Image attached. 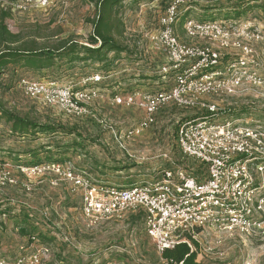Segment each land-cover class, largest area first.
<instances>
[{"label": "rangeland", "instance_id": "374dc122", "mask_svg": "<svg viewBox=\"0 0 264 264\" xmlns=\"http://www.w3.org/2000/svg\"><path fill=\"white\" fill-rule=\"evenodd\" d=\"M13 1L0 0V11L8 12L5 23L23 41L35 39L38 46H43L69 37L80 44H87L92 33L90 22L95 16L94 7L87 1L50 0L46 8L33 7L26 13L11 12ZM197 1L196 9L186 13L188 18L248 22L250 32L263 37V41L251 40L249 43L251 53L247 55V62L249 68L264 80V0H241L249 5L237 6V0ZM159 3L160 0H128L117 10V16L123 21V31L117 39L126 48L124 53H107L102 61L91 59L62 65L61 68L55 66L40 73L23 70L18 72L9 89L5 86L9 73L0 78V102L5 109L41 124L50 122L74 130V134L22 136L12 133L10 124L0 119V165L5 164L0 166V172L8 171L17 182L13 186H0V209L8 207L16 211L9 214L5 224L0 222L3 227L0 258L5 262H11L19 255H29L33 250H26L25 239L36 234L39 242L49 247L48 264H162L139 218L112 219L89 225L81 217L80 197L70 194L62 182L55 187L49 184L54 173L43 171L37 177L26 179L16 169L18 164L32 165L36 160L44 162L56 156L58 160H69L66 162H71L74 168L85 171L96 181L127 188L159 178L163 169L188 163L178 152L175 131L181 121L191 120L199 114L197 108L183 109L169 103L158 110L155 123L140 137L125 140V130L137 124L143 114L135 107L126 108L110 101L112 94H152L162 88L158 70L165 64V56L147 39L149 33L156 30L161 10ZM233 8H236L235 12ZM185 11L183 9L180 15ZM242 11L244 14L239 19L231 18ZM181 17L174 25L181 41L196 46L219 47L211 41L185 35ZM220 53L225 62L238 58L226 55L227 50H220ZM92 74L108 78L98 84L101 95L91 104L89 113L80 117L67 116L34 102L22 94L17 82L20 77L76 82L80 77ZM197 101L218 104L241 124L258 125L264 129V85L247 86L231 96H203ZM24 182L29 184L31 191L24 190ZM23 200L35 208L31 219L24 218L29 212L23 206ZM41 210L46 212V216L39 218L36 215ZM31 220L42 225V230L33 228ZM22 228L28 233L25 239L20 231ZM60 232L69 236L71 245L58 246L53 241L51 234ZM20 238L23 240L22 250L15 247L21 243ZM197 243L196 261L199 264H264V223L250 236L203 231Z\"/></svg>", "mask_w": 264, "mask_h": 264}, {"label": "built area", "instance_id": "2783aa9c", "mask_svg": "<svg viewBox=\"0 0 264 264\" xmlns=\"http://www.w3.org/2000/svg\"><path fill=\"white\" fill-rule=\"evenodd\" d=\"M192 1L168 0L161 6L156 30L147 36L152 47L165 56V64L158 70L162 88L152 94L116 93L110 97L112 104L135 107L143 114L137 124L125 130V140L140 137L155 123L158 110L169 103L183 109L197 108L199 114L181 121L175 131V143L186 165L163 169L159 178L127 188L96 181L71 162L16 165L26 179L43 171L54 173L49 184L55 187L62 182L70 194L80 197L81 216L89 225L121 219L129 213L141 214L145 235L159 256L180 244L193 251L192 240L198 242L203 231L250 236L264 223V129L241 124L218 104L197 101L208 95L231 96L247 86L262 87L264 80L249 68L247 55L251 53V40L263 41V37L251 33L248 22L188 18L182 23L185 35L219 47L181 41L174 25ZM50 3L14 0L9 10L26 13ZM220 50L238 58L225 62ZM106 78L92 74L76 82L60 83L50 78L20 77L18 86L34 102L80 117L88 114L91 104L99 99L101 90L97 86ZM16 183L8 171L0 172V186ZM22 186L26 192L31 191L27 182ZM1 217L7 218L8 214L2 213ZM46 253L43 248L11 262L0 258V264H43Z\"/></svg>", "mask_w": 264, "mask_h": 264}, {"label": "trees", "instance_id": "16d2710c", "mask_svg": "<svg viewBox=\"0 0 264 264\" xmlns=\"http://www.w3.org/2000/svg\"><path fill=\"white\" fill-rule=\"evenodd\" d=\"M85 1L90 3L95 11V16L90 22L92 24V33L88 36L86 45L80 44L69 37L59 39L53 43H44L43 46H38L35 39L23 41L21 36L12 33L5 23L8 12L0 11V78L9 73V80L5 84L7 89L13 86V83L17 79L18 72L23 70L40 73L44 70H50L55 66L61 68L62 65H73V63L86 62L91 59L102 61L107 53L121 54L127 51L117 39L123 31V21L117 16V10L122 7L124 1L128 0ZM132 1L137 2L139 0ZM167 1L168 0H160L159 4L162 6ZM197 2V0H193L192 3L189 4V9L185 11V14L179 15V17L182 16L181 23L188 19V14L186 13H189L191 9H196ZM246 2L237 0L235 6L240 4L249 5ZM233 9L235 12L236 8ZM243 14L244 11L237 12L235 15L233 14L231 18L239 19ZM198 21L216 20L202 19ZM0 119L10 124L12 133L22 136L26 134H41L43 136H53L56 133L74 134L73 129H68L65 126L50 122L41 124L27 117H20L14 112L5 109L1 102ZM46 148L48 149L50 147ZM65 149L68 150L69 148ZM37 151L40 153L41 149ZM57 151L60 150L57 149ZM66 161L69 160H58L55 156L44 162L36 160L32 162V165L41 163L62 164ZM2 213L7 214V212ZM135 216H139L142 219L141 214H136ZM25 217L27 218L28 214H26L24 218ZM20 231L23 236L28 234L24 228L20 229ZM29 237H31V235ZM192 244L194 247L193 251H191L186 244H180L173 250L164 251L161 258L165 260L167 264H199L196 261L198 243L192 240Z\"/></svg>", "mask_w": 264, "mask_h": 264}, {"label": "crops", "instance_id": "0c3cea01", "mask_svg": "<svg viewBox=\"0 0 264 264\" xmlns=\"http://www.w3.org/2000/svg\"><path fill=\"white\" fill-rule=\"evenodd\" d=\"M1 166H5V164L4 165H1ZM21 204H19V206H20V208H22V200L20 199V201H19ZM18 206V207H19ZM23 206L24 207H26L25 209H28V217L31 219V218H33L34 217V215H33V210H35V208H33L29 203H27V201L26 200H23ZM8 210V211H7ZM16 212L15 210H12V209H8V207H7V209H5V210H1L0 209V222H2V223H4L5 224V222H6V220H7V218H2L1 217V214H2V212H7V214H14V212ZM31 212V213H30ZM37 213V212H36ZM37 217H39V218H41L42 216H46V212L44 211V210H41V212H40V214H38V215H36ZM9 217V216H8ZM82 217V216H81ZM128 218H131V219H137V218H139L140 219V221H142L143 222V220L139 217V216H135V214H132V213H129V214H126L123 218H121V219H114V221H121V220H124V219H128ZM31 223H32V227L33 228H35L37 231L38 230H42L41 228H42V225H40L36 220L34 221V220H31ZM2 225H0V232H1V230H2ZM52 229V228H51ZM51 237L52 238H54L53 239V241L54 242H56L57 243V245L58 246H60L61 244H70L71 242V239L69 238V236L68 235H63V234H61V232L60 233H52L51 234ZM23 239H25L26 237L25 236H23L22 237ZM22 238H20V241H21V243L19 244V242L16 244V249H19V250H22L23 249V247H22ZM31 238H35V241H32L31 240ZM31 240V241H30ZM25 241L27 242L26 243V250L28 251H30V249L31 250H33L32 252H34V251H36V250H39V249H46L47 250V253H46V257H45V259H44V261H43V264H48V262H49V259H50V252H49V247L45 244V243H41V242H39V240H38V238H37V236H36V234H32L31 235V237H27L26 239H25ZM0 244L1 245H3V242H0ZM71 245V244H70ZM4 249V248H3ZM154 250H155V248H154ZM31 252V253H32ZM157 253V252H156ZM159 260H160V262L162 263V264H167L166 263V261L165 260H163L162 258H161V256H159Z\"/></svg>", "mask_w": 264, "mask_h": 264}]
</instances>
